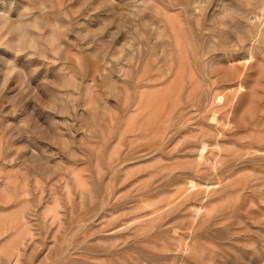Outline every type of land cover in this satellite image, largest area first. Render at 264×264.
I'll return each instance as SVG.
<instances>
[{
    "label": "rangeland",
    "instance_id": "1",
    "mask_svg": "<svg viewBox=\"0 0 264 264\" xmlns=\"http://www.w3.org/2000/svg\"><path fill=\"white\" fill-rule=\"evenodd\" d=\"M0 264H264V0H0Z\"/></svg>",
    "mask_w": 264,
    "mask_h": 264
}]
</instances>
